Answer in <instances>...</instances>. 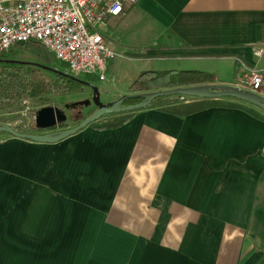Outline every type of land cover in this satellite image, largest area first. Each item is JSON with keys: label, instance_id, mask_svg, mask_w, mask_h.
Segmentation results:
<instances>
[{"label": "crops", "instance_id": "obj_1", "mask_svg": "<svg viewBox=\"0 0 264 264\" xmlns=\"http://www.w3.org/2000/svg\"><path fill=\"white\" fill-rule=\"evenodd\" d=\"M99 32L143 62L130 84L198 71L234 87L264 66V0H141ZM220 101L56 144L1 135L0 264H264V115L250 108L264 112Z\"/></svg>", "mask_w": 264, "mask_h": 264}, {"label": "built area", "instance_id": "obj_2", "mask_svg": "<svg viewBox=\"0 0 264 264\" xmlns=\"http://www.w3.org/2000/svg\"><path fill=\"white\" fill-rule=\"evenodd\" d=\"M140 1L0 0V60L13 48L34 41L61 63L70 77L94 75L98 82H104L107 67L117 55L99 28L108 18L119 17L126 7ZM253 55L264 59V39ZM243 68L234 87L263 97L264 66Z\"/></svg>", "mask_w": 264, "mask_h": 264}, {"label": "rangeland", "instance_id": "obj_3", "mask_svg": "<svg viewBox=\"0 0 264 264\" xmlns=\"http://www.w3.org/2000/svg\"><path fill=\"white\" fill-rule=\"evenodd\" d=\"M116 55L110 67H116L118 73L114 72L112 77L108 78L107 83L99 84L95 82L96 77L94 75L70 77L66 74L65 67L61 63L54 60L48 63L38 58L32 51H26L22 47L13 48L8 53L4 54L0 61L14 62L13 65L17 67H32L37 65L41 68H46L43 70L44 78L48 83L55 86V91L52 94H45L33 100H28L24 108L18 107L17 110L12 112L0 111V122L3 125H9L19 133L54 136L77 125L81 121H74V117L77 116V113L80 111L81 116L84 118L89 112L96 109L94 104L91 102L89 107H79V109L74 112L69 110L66 111L67 122L62 124V127L58 126L54 130L48 131H39L35 128V115L39 110L47 107L64 110L66 105L70 106L73 103L86 100L92 101V88L94 87L98 89L100 96H102L100 101L102 103L104 102V104L119 99L120 97L117 96H119L120 93H124V95H136V93L130 89L132 84H130V80L132 76H135L139 70L144 67L142 64L143 62H137L132 57L124 58L123 55L119 53ZM138 63L140 64L137 65ZM19 74V72L4 68L0 63L1 79L10 81L13 78L18 83L22 81L23 85L30 83L29 80ZM91 82H95V84ZM106 89L110 92H107ZM9 93V95H13L15 92L10 91ZM250 111L256 115H264V113L257 112V110H253L252 108H250ZM1 135L2 137H7V134L0 133V136Z\"/></svg>", "mask_w": 264, "mask_h": 264}, {"label": "trees", "instance_id": "obj_4", "mask_svg": "<svg viewBox=\"0 0 264 264\" xmlns=\"http://www.w3.org/2000/svg\"><path fill=\"white\" fill-rule=\"evenodd\" d=\"M18 47L24 48L26 51H32L38 58L50 63L53 58L46 49L39 43L30 41ZM0 63L9 70L19 72L20 76L25 77L30 83L23 85L22 81L17 82L15 79L10 81L0 78V111L12 112L18 107L24 108L28 100H33L45 94H52L55 86L47 82L43 75V68L39 66L17 67L14 62L0 61ZM213 82L211 75L198 71H179V72H158L145 71L141 72L132 82L130 89L136 94H142L151 91L166 90L186 86H199ZM10 91H14L13 95H9ZM183 98V97H182ZM181 97H164L157 98L149 105V109H156L174 116H188L209 108L225 106L220 100H202L189 98V100H180ZM180 100V101H179ZM142 100L129 99L124 106L136 105ZM79 109V107H78ZM146 109V108H145ZM95 110L89 112L84 118L80 111L74 117V121L84 120L92 115ZM141 111V110H139ZM138 112V111H136ZM136 112L120 113L103 117L100 121L91 124L89 127L99 131L113 130L128 124L134 117ZM0 125H3L2 123ZM62 127V125H59ZM55 128L51 129L54 130Z\"/></svg>", "mask_w": 264, "mask_h": 264}, {"label": "water", "instance_id": "obj_5", "mask_svg": "<svg viewBox=\"0 0 264 264\" xmlns=\"http://www.w3.org/2000/svg\"><path fill=\"white\" fill-rule=\"evenodd\" d=\"M11 62V61H10ZM44 68V67H43ZM46 69V68H44ZM92 101H80L66 105L65 110L68 108L76 107H89L91 102L95 106V111L91 116L80 121L74 127L62 131L57 135H29L19 133L11 128L9 125H0V133L7 134L11 137L26 140L39 144H56L59 143L79 131L89 127L91 124L100 121L103 117L111 116L120 113H131L143 110L149 107L150 103L157 98L179 96L183 98H194L202 100H220L223 98L233 99L253 105L264 112V98L258 95L239 90L235 87L220 86V85H199L189 87H178L173 89L151 91L136 95H123L119 99L111 103H102L100 101V93L96 87L92 88ZM129 99L142 100L136 105L124 106L125 102ZM65 110L58 108L47 107L39 110L35 115V128L39 131H48L59 125L67 122V115Z\"/></svg>", "mask_w": 264, "mask_h": 264}, {"label": "flooded vegetation", "instance_id": "obj_6", "mask_svg": "<svg viewBox=\"0 0 264 264\" xmlns=\"http://www.w3.org/2000/svg\"><path fill=\"white\" fill-rule=\"evenodd\" d=\"M77 109H78V107L73 108V109H72V108H68L67 110H65V109H64V110H65V113H66V111H68V110L71 111V112H74V111H76Z\"/></svg>", "mask_w": 264, "mask_h": 264}]
</instances>
